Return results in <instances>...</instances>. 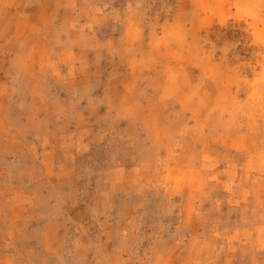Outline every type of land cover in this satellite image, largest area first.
I'll return each mask as SVG.
<instances>
[{
    "label": "rangeland",
    "instance_id": "rangeland-1",
    "mask_svg": "<svg viewBox=\"0 0 264 264\" xmlns=\"http://www.w3.org/2000/svg\"><path fill=\"white\" fill-rule=\"evenodd\" d=\"M0 264H264V0H0Z\"/></svg>",
    "mask_w": 264,
    "mask_h": 264
}]
</instances>
